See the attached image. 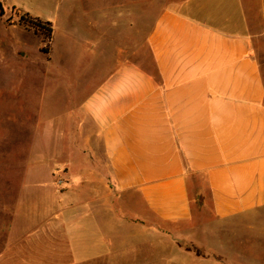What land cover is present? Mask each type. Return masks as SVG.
Here are the masks:
<instances>
[{
	"label": "crops",
	"instance_id": "crops-1",
	"mask_svg": "<svg viewBox=\"0 0 264 264\" xmlns=\"http://www.w3.org/2000/svg\"><path fill=\"white\" fill-rule=\"evenodd\" d=\"M18 9L52 23L68 93L33 129L0 264H264V0Z\"/></svg>",
	"mask_w": 264,
	"mask_h": 264
},
{
	"label": "rangeland",
	"instance_id": "rangeland-1",
	"mask_svg": "<svg viewBox=\"0 0 264 264\" xmlns=\"http://www.w3.org/2000/svg\"><path fill=\"white\" fill-rule=\"evenodd\" d=\"M54 2L0 0V248L8 238L20 177L29 159L33 129L39 123L46 126L57 117L54 114L62 111L68 93V84L53 83L44 74L46 56L40 50L45 46H42V36L19 33L24 30L20 24L24 13L18 7L47 12L53 9ZM259 21L257 19L254 26L258 34L253 38L252 54L259 61L264 77V10ZM48 41L46 39V44ZM73 85L78 86L77 83ZM200 197L194 201L199 206ZM204 197L210 205V196ZM206 216L209 214L201 217Z\"/></svg>",
	"mask_w": 264,
	"mask_h": 264
},
{
	"label": "trees",
	"instance_id": "trees-1",
	"mask_svg": "<svg viewBox=\"0 0 264 264\" xmlns=\"http://www.w3.org/2000/svg\"><path fill=\"white\" fill-rule=\"evenodd\" d=\"M20 24L25 28L34 31L35 34L42 36V41L46 43V39L50 40L53 33L52 23L49 21H43L39 18L32 17L29 14L21 16ZM42 51L48 52V44L42 47Z\"/></svg>",
	"mask_w": 264,
	"mask_h": 264
},
{
	"label": "built area",
	"instance_id": "built-area-1",
	"mask_svg": "<svg viewBox=\"0 0 264 264\" xmlns=\"http://www.w3.org/2000/svg\"><path fill=\"white\" fill-rule=\"evenodd\" d=\"M63 183V181L61 179L58 180V184H61Z\"/></svg>",
	"mask_w": 264,
	"mask_h": 264
}]
</instances>
